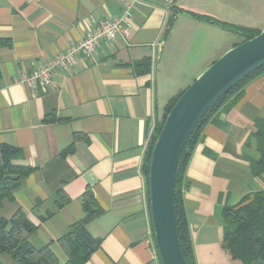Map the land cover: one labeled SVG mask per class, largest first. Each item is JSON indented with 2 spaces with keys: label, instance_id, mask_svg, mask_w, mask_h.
Returning a JSON list of instances; mask_svg holds the SVG:
<instances>
[{
  "label": "crops",
  "instance_id": "1",
  "mask_svg": "<svg viewBox=\"0 0 264 264\" xmlns=\"http://www.w3.org/2000/svg\"><path fill=\"white\" fill-rule=\"evenodd\" d=\"M130 1L0 0V37L11 42L0 50V142L19 150L14 164L29 168L12 199L0 202V217L22 211L36 226L30 244H50L61 262L66 255L56 241L82 218L80 197L90 190L101 213L86 229L100 245L83 264H159L142 173L154 123L169 99L243 41L234 34L224 47L223 28L178 11L219 16L193 0H138L122 36L77 55L67 70L55 69L49 83H21L100 21L121 16ZM259 20L245 25L262 31L264 16ZM144 58L149 72L136 74L133 64ZM258 119L264 69L204 125L184 166L195 264H238L222 246L223 208L264 190V171L252 164ZM0 261L17 264L7 254Z\"/></svg>",
  "mask_w": 264,
  "mask_h": 264
},
{
  "label": "trees",
  "instance_id": "2",
  "mask_svg": "<svg viewBox=\"0 0 264 264\" xmlns=\"http://www.w3.org/2000/svg\"><path fill=\"white\" fill-rule=\"evenodd\" d=\"M178 11L189 17L209 22L226 29L242 37L244 42L260 32L255 28L230 24L212 16L200 14L191 10L178 8ZM10 46L11 42L9 39L0 37V50ZM133 67L136 74L148 73L150 69V60L149 58H144L134 63ZM263 69L264 65L241 79L238 83H235L227 93L222 95L210 107L198 124L195 125L196 127L188 137L179 157L174 183V221L180 250L185 264H195V262L193 261L192 246L183 207L182 180L184 166L187 163L190 151L197 142L204 125L211 120L214 113L224 105L226 101L229 99L231 103L233 100L235 101L240 96L242 87ZM182 92L183 91L169 99L164 107L163 113H161L162 115L156 119L144 154L142 173L145 179L144 182L147 186V205L150 225L149 187L147 182L150 155L154 140H156L162 128L167 113L178 100ZM254 126L255 131L252 136L256 140V148L259 157L252 164L257 172H261L264 171V120H256ZM18 151L16 147L0 142V202L12 199L14 188L29 173L28 167L12 162ZM80 198H82V218L71 224L66 232L56 241L63 252H65L66 261L61 262L58 259L56 254L53 253L54 251L50 244L39 248L30 244L27 235L34 233L36 231V226L28 222L25 214L20 210L13 213L10 219L0 217V254H7L17 264L85 263L100 245V241L96 238H92L88 233L86 226L101 213V209L95 203L90 190H85ZM223 221L226 225V231L223 235L222 246L230 259L238 264H264V190L256 191L243 197L238 205L225 206L223 208ZM159 261L158 257V262ZM0 264H2L1 261Z\"/></svg>",
  "mask_w": 264,
  "mask_h": 264
},
{
  "label": "water",
  "instance_id": "3",
  "mask_svg": "<svg viewBox=\"0 0 264 264\" xmlns=\"http://www.w3.org/2000/svg\"><path fill=\"white\" fill-rule=\"evenodd\" d=\"M264 65V30L231 47L183 90L154 140L148 171L150 218L160 264H185L175 225L177 164L195 125L235 83Z\"/></svg>",
  "mask_w": 264,
  "mask_h": 264
},
{
  "label": "built area",
  "instance_id": "4",
  "mask_svg": "<svg viewBox=\"0 0 264 264\" xmlns=\"http://www.w3.org/2000/svg\"><path fill=\"white\" fill-rule=\"evenodd\" d=\"M137 1L128 2L121 16L100 21L98 27L88 30L79 41L69 45L64 51L57 53L48 62L21 78V83L30 89L36 88L39 83H49L55 69L67 70L75 62L77 55L90 56L102 41H112L122 36L124 33L122 26L128 24L133 3Z\"/></svg>",
  "mask_w": 264,
  "mask_h": 264
},
{
  "label": "rangeland",
  "instance_id": "5",
  "mask_svg": "<svg viewBox=\"0 0 264 264\" xmlns=\"http://www.w3.org/2000/svg\"><path fill=\"white\" fill-rule=\"evenodd\" d=\"M193 1L196 2L195 3L196 5L197 4L203 5L207 10L211 11V13H216L217 15H219L217 17L220 16L224 17V19H220L216 17L217 19L238 26H247L245 24H251V23L258 24L260 21L259 19L263 18L264 16V0H200V1L193 0ZM217 11H221V12H217ZM233 38H234V33L224 29V43H223L224 47H226V45L229 44ZM192 82H190V84Z\"/></svg>",
  "mask_w": 264,
  "mask_h": 264
}]
</instances>
